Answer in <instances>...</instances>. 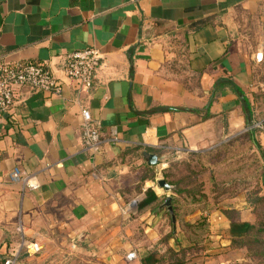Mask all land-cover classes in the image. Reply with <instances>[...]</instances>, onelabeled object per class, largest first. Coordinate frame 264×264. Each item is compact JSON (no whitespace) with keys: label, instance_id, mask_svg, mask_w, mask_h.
Returning a JSON list of instances; mask_svg holds the SVG:
<instances>
[{"label":"crops","instance_id":"obj_1","mask_svg":"<svg viewBox=\"0 0 264 264\" xmlns=\"http://www.w3.org/2000/svg\"><path fill=\"white\" fill-rule=\"evenodd\" d=\"M85 48L102 57L89 92L65 73ZM0 63L38 64L62 87H16L0 115V264L248 261L231 235L256 222L244 193L173 221L158 181L244 134L264 152V0H0ZM83 110L118 142L86 151ZM15 168L40 188L12 183Z\"/></svg>","mask_w":264,"mask_h":264},{"label":"trees","instance_id":"obj_2","mask_svg":"<svg viewBox=\"0 0 264 264\" xmlns=\"http://www.w3.org/2000/svg\"><path fill=\"white\" fill-rule=\"evenodd\" d=\"M244 137L249 141L248 135L244 134L227 145L233 146ZM227 145L204 154L191 155L183 161L173 162L168 169L163 171V178L172 187L174 193L171 202L174 217L178 220L187 214L189 212L186 209L187 206L203 204L208 207L210 202L217 203L220 199H232L245 192V199L253 208L256 222L233 224L231 227L232 243L234 247L246 250L248 261L244 264L255 262L264 264V152L257 143L255 146L251 144L261 155L262 171L259 174V184L254 189L251 188V184L248 188L247 186L241 188V185H246V180L243 178L234 177L220 181L218 174L214 171L204 172L203 175L205 166L202 158L205 157L204 155L219 154ZM151 199L148 202L156 201V198ZM182 209L184 211L181 214ZM166 216L171 219L168 213Z\"/></svg>","mask_w":264,"mask_h":264},{"label":"built area","instance_id":"obj_3","mask_svg":"<svg viewBox=\"0 0 264 264\" xmlns=\"http://www.w3.org/2000/svg\"><path fill=\"white\" fill-rule=\"evenodd\" d=\"M102 65V57L94 48H85L70 53L66 65V75L74 80L81 91L89 92L93 86L94 77ZM30 87L39 91L61 95L62 87L56 78L44 67L34 63L8 65L0 63V115L10 111L16 87ZM82 142L84 149L90 153H99L105 143L115 144L118 142V135L115 129H111L107 138H102L100 130L93 123L89 111H82ZM264 134V118L256 125ZM9 178L14 184H22L30 191H36L40 184L32 175L23 173L15 168L11 171ZM30 243L22 242L21 249L29 250ZM34 249L38 251L36 245ZM134 254L128 255V260H133ZM1 264H26L19 259L18 253H12L2 261ZM244 264V263H232Z\"/></svg>","mask_w":264,"mask_h":264},{"label":"rangeland","instance_id":"obj_4","mask_svg":"<svg viewBox=\"0 0 264 264\" xmlns=\"http://www.w3.org/2000/svg\"><path fill=\"white\" fill-rule=\"evenodd\" d=\"M204 156L202 158L205 166L203 175L204 172L214 171L218 174V180L220 181L234 177L243 178L246 180V185H241V188L245 186L248 188L251 184V188L254 189L259 184V174L262 171L261 155L254 149L246 137L235 145L233 144V146L227 145L219 154ZM181 169L183 170V168ZM254 264L257 263L255 262Z\"/></svg>","mask_w":264,"mask_h":264},{"label":"water","instance_id":"obj_5","mask_svg":"<svg viewBox=\"0 0 264 264\" xmlns=\"http://www.w3.org/2000/svg\"><path fill=\"white\" fill-rule=\"evenodd\" d=\"M146 157L148 158V164L150 166H156L158 164V157L153 154H146ZM158 185L165 189L168 193H171L172 187L168 185V183L164 179H160L158 181ZM172 197L171 195H168L166 197V200L164 202L163 208H166L169 214L171 215L173 221H175L174 213L171 207Z\"/></svg>","mask_w":264,"mask_h":264}]
</instances>
